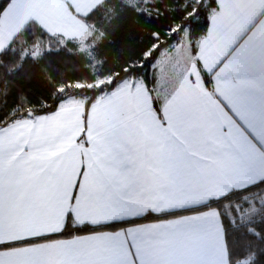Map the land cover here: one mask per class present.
I'll list each match as a JSON object with an SVG mask.
<instances>
[{"label":"crops","instance_id":"obj_1","mask_svg":"<svg viewBox=\"0 0 264 264\" xmlns=\"http://www.w3.org/2000/svg\"><path fill=\"white\" fill-rule=\"evenodd\" d=\"M101 1L11 0L0 51L28 21L79 40ZM214 1L173 80L0 127V264H227L198 209L264 181V0Z\"/></svg>","mask_w":264,"mask_h":264},{"label":"trees","instance_id":"obj_2","mask_svg":"<svg viewBox=\"0 0 264 264\" xmlns=\"http://www.w3.org/2000/svg\"><path fill=\"white\" fill-rule=\"evenodd\" d=\"M10 1L0 0V14ZM213 7L214 0H102L79 17L87 50L28 21L0 51V127L51 112L67 97L83 98L87 108L125 78L151 86L159 52L184 32L193 47ZM202 76L209 89L210 79ZM263 196L264 181L198 209L218 212L227 264H264V205L257 203Z\"/></svg>","mask_w":264,"mask_h":264},{"label":"rangeland","instance_id":"obj_3","mask_svg":"<svg viewBox=\"0 0 264 264\" xmlns=\"http://www.w3.org/2000/svg\"><path fill=\"white\" fill-rule=\"evenodd\" d=\"M83 38L84 37L79 39V42H81L80 49L87 50L89 45H82ZM191 48L192 46L190 45L189 40L186 38V33L184 32L182 36H180L171 46V48H165L159 52L151 66L150 71L152 76L157 78L156 80L158 85H162V82L164 81L169 82L168 80H173L178 74L184 71L185 58H187L186 52L191 50ZM132 79L133 78H125L121 81V83L129 82ZM137 79L141 80L140 78ZM73 98L78 99L77 97ZM257 203L264 205V196L260 200H257ZM225 205L226 207L228 206V204Z\"/></svg>","mask_w":264,"mask_h":264}]
</instances>
